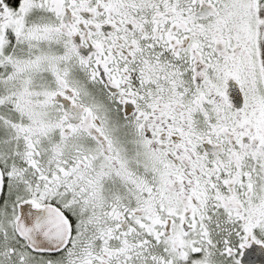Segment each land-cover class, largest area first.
<instances>
[{
    "label": "snow or ice",
    "instance_id": "1",
    "mask_svg": "<svg viewBox=\"0 0 264 264\" xmlns=\"http://www.w3.org/2000/svg\"><path fill=\"white\" fill-rule=\"evenodd\" d=\"M0 264H264V0H0Z\"/></svg>",
    "mask_w": 264,
    "mask_h": 264
}]
</instances>
